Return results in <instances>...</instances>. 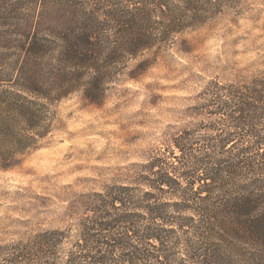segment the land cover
I'll list each match as a JSON object with an SVG mask.
<instances>
[{"label":"trees","instance_id":"1","mask_svg":"<svg viewBox=\"0 0 264 264\" xmlns=\"http://www.w3.org/2000/svg\"><path fill=\"white\" fill-rule=\"evenodd\" d=\"M226 2L0 0V168L49 133L54 103L75 92L99 103L129 60ZM201 94L207 123L174 135L130 181L81 193L67 227L0 244V264H264V72Z\"/></svg>","mask_w":264,"mask_h":264},{"label":"rangeland","instance_id":"2","mask_svg":"<svg viewBox=\"0 0 264 264\" xmlns=\"http://www.w3.org/2000/svg\"><path fill=\"white\" fill-rule=\"evenodd\" d=\"M226 3L170 45L129 60L99 103L75 92L51 106L49 133L0 168V244L67 227L81 193L130 181L174 135L209 121L194 109L207 86L264 72V0ZM143 59L149 62L137 68Z\"/></svg>","mask_w":264,"mask_h":264}]
</instances>
